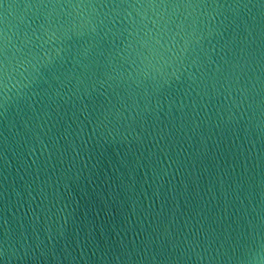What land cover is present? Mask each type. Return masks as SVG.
<instances>
[{"label":"water","instance_id":"1","mask_svg":"<svg viewBox=\"0 0 264 264\" xmlns=\"http://www.w3.org/2000/svg\"><path fill=\"white\" fill-rule=\"evenodd\" d=\"M0 264H264V0H0Z\"/></svg>","mask_w":264,"mask_h":264}]
</instances>
